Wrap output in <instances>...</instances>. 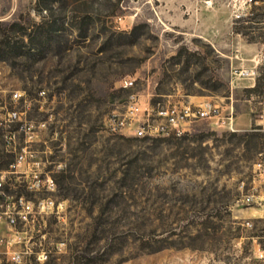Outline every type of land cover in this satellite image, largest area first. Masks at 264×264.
Instances as JSON below:
<instances>
[{"label":"rangeland","instance_id":"1","mask_svg":"<svg viewBox=\"0 0 264 264\" xmlns=\"http://www.w3.org/2000/svg\"><path fill=\"white\" fill-rule=\"evenodd\" d=\"M262 17L259 0H0V210L16 195L54 202L11 216L20 242L0 264H263ZM131 92L153 104L203 96L234 129L206 118L180 136L110 131ZM11 110L32 125L52 190L9 172L5 132L24 144Z\"/></svg>","mask_w":264,"mask_h":264},{"label":"built area","instance_id":"2","mask_svg":"<svg viewBox=\"0 0 264 264\" xmlns=\"http://www.w3.org/2000/svg\"><path fill=\"white\" fill-rule=\"evenodd\" d=\"M251 1V0H248ZM135 78L126 75L120 79V86L130 88L134 85ZM22 93L15 91L14 97L21 96ZM9 121H19V130L23 133L24 144L17 145V134L14 130H8L3 136L4 145L14 154V162L10 164L12 168L9 172L18 173L23 180L25 187L29 191L52 190L54 181L50 175L43 171V162L30 149V143L35 140L36 134L32 125L25 119H21V111L11 110L7 113ZM217 119L230 129H234V119L232 112L223 113L222 107L210 100H203L198 103H191L185 100L166 103L143 101L136 92H131L126 99L123 113H110L106 120V127L113 132L133 134L138 137L155 136H180L188 130L192 122L197 119ZM259 173H264V156L260 155L254 164ZM0 194H4L2 191ZM5 198L9 196L4 195ZM247 199L252 200L253 195H247ZM2 206V205H1ZM54 202L50 198H39L32 200L24 195H16L12 201L5 200L3 209L0 210V218H9L8 227L12 233H4L0 230V252H5L13 244L20 242V236L15 231L13 218L15 215L21 220H28L37 213L53 210ZM247 226H251L249 220L245 221ZM27 252V251H25ZM14 260L20 262L23 251H13ZM257 258L264 264V248L257 246ZM45 258L42 253L37 255L38 260Z\"/></svg>","mask_w":264,"mask_h":264},{"label":"crops","instance_id":"3","mask_svg":"<svg viewBox=\"0 0 264 264\" xmlns=\"http://www.w3.org/2000/svg\"><path fill=\"white\" fill-rule=\"evenodd\" d=\"M185 101L191 102V103H198L200 101L204 100L203 96H198V95H186V99H184ZM260 124H262V129H264V114L262 115V119L259 120ZM238 124V122H237ZM238 127H235L236 130L240 129L241 127H239V125H237Z\"/></svg>","mask_w":264,"mask_h":264},{"label":"trees","instance_id":"4","mask_svg":"<svg viewBox=\"0 0 264 264\" xmlns=\"http://www.w3.org/2000/svg\"><path fill=\"white\" fill-rule=\"evenodd\" d=\"M259 1H261V2H263L264 0H259ZM259 21H261V20H264V17H262V19L260 18V19H258ZM2 23H1V21H0V25H1ZM239 32H242V34H246L245 32H243V31H239Z\"/></svg>","mask_w":264,"mask_h":264}]
</instances>
